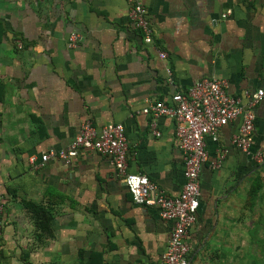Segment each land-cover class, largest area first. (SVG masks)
I'll return each mask as SVG.
<instances>
[{
    "label": "crops",
    "instance_id": "0c3cea01",
    "mask_svg": "<svg viewBox=\"0 0 264 264\" xmlns=\"http://www.w3.org/2000/svg\"><path fill=\"white\" fill-rule=\"evenodd\" d=\"M140 1L151 45L132 30L127 0H0V264H162L172 222L132 201L107 156L80 151L38 168L30 158L66 149L86 119L121 124L127 171L175 197L174 122L158 118L156 137L142 108L204 78L225 80L230 96L264 86V0ZM253 111L251 152L264 157V99ZM237 126L205 141L188 264H264V163L231 145Z\"/></svg>",
    "mask_w": 264,
    "mask_h": 264
},
{
    "label": "built area",
    "instance_id": "2783aa9c",
    "mask_svg": "<svg viewBox=\"0 0 264 264\" xmlns=\"http://www.w3.org/2000/svg\"><path fill=\"white\" fill-rule=\"evenodd\" d=\"M129 4L128 22L144 44L153 43V30L147 17V10L140 0H127ZM230 15L227 11L222 18ZM80 35L68 36V47L76 48ZM157 57L164 61L166 53L156 49ZM167 82L172 84V75L165 68ZM225 80L212 77L195 82L185 92H175L168 103L148 102L141 113L150 117L151 134L159 136L157 120L168 117L173 120L175 138L183 159L184 184L181 192L175 196L167 195L142 174L127 171L128 147L124 128L121 124H108L96 129L89 120H84L70 145L57 153L48 152L40 156L39 163L30 158L33 168H38L52 157L66 164L70 163L80 151H92L107 156L116 175L123 179L132 201L140 206L154 207L158 216L172 222V228L166 250L162 255V264H188L189 246L187 235L196 222L199 206V174L207 161L206 139L218 140L221 128L237 121L238 126L231 136V145L250 156L257 166L264 163L260 152H251L254 131V107L264 99V86L252 93L230 96L226 93ZM224 158L222 150L210 164L212 169L220 167ZM3 212V196L0 194V217ZM1 229V218H0Z\"/></svg>",
    "mask_w": 264,
    "mask_h": 264
},
{
    "label": "trees",
    "instance_id": "16d2710c",
    "mask_svg": "<svg viewBox=\"0 0 264 264\" xmlns=\"http://www.w3.org/2000/svg\"><path fill=\"white\" fill-rule=\"evenodd\" d=\"M258 189H259V185L256 183V185L254 186V189H252V194L254 193V195H256Z\"/></svg>",
    "mask_w": 264,
    "mask_h": 264
}]
</instances>
